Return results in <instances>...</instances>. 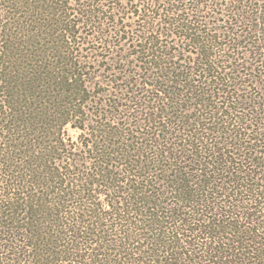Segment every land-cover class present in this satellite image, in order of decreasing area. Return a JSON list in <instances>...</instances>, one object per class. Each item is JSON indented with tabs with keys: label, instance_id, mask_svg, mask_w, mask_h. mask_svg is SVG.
Masks as SVG:
<instances>
[{
	"label": "trees",
	"instance_id": "1",
	"mask_svg": "<svg viewBox=\"0 0 264 264\" xmlns=\"http://www.w3.org/2000/svg\"><path fill=\"white\" fill-rule=\"evenodd\" d=\"M0 264H264V0H0Z\"/></svg>",
	"mask_w": 264,
	"mask_h": 264
},
{
	"label": "rangeland",
	"instance_id": "2",
	"mask_svg": "<svg viewBox=\"0 0 264 264\" xmlns=\"http://www.w3.org/2000/svg\"><path fill=\"white\" fill-rule=\"evenodd\" d=\"M69 134L72 135L75 139L78 137V132L74 129H70Z\"/></svg>",
	"mask_w": 264,
	"mask_h": 264
}]
</instances>
